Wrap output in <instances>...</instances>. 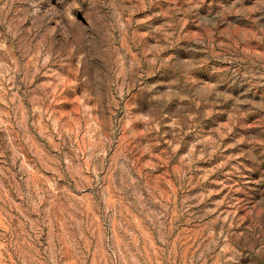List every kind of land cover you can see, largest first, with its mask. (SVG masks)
Masks as SVG:
<instances>
[{"label":"rangeland","instance_id":"rangeland-1","mask_svg":"<svg viewBox=\"0 0 264 264\" xmlns=\"http://www.w3.org/2000/svg\"><path fill=\"white\" fill-rule=\"evenodd\" d=\"M0 264H264V0H0Z\"/></svg>","mask_w":264,"mask_h":264}]
</instances>
